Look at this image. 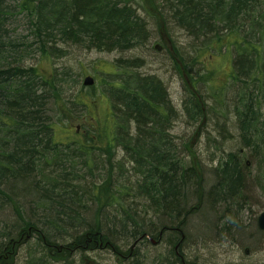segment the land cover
I'll return each mask as SVG.
<instances>
[{
  "label": "trees",
  "instance_id": "obj_1",
  "mask_svg": "<svg viewBox=\"0 0 264 264\" xmlns=\"http://www.w3.org/2000/svg\"><path fill=\"white\" fill-rule=\"evenodd\" d=\"M131 1L0 0V212L5 206L15 209L17 239L25 237L24 242L29 236V242L38 240L35 252L44 255L39 264L66 262L76 252L95 249L100 242L105 244L117 235L146 242L152 237L161 239L167 245L169 261L168 257L175 255L176 244L183 245L190 221L197 215L207 223L202 234H213L217 224L221 230L226 228V213L234 198L241 195L250 169L241 165L240 149L258 151L257 160L264 157L261 50L256 45H243L237 30L241 29V20L264 29L261 0H162L167 15L162 16L163 20L175 22L196 39L215 32L216 36L206 44L209 52L214 51V43L219 47L228 44L240 55L227 81L217 83L208 70L200 77L211 92H219V96L213 93L220 104H224L229 82L244 85L232 88L237 96L230 104L236 114L233 126L239 134L236 149L222 152L224 157L208 172L210 177L201 173L200 165L193 166L186 160L184 141L172 134L173 123L181 116L170 104L167 88L155 76L131 75L128 69L133 64L139 66L136 62H117L114 75L118 82L109 84L107 90L112 103L107 121H97L83 137H57L59 129L48 113V80L37 68L26 67L24 56L34 46L45 51L48 44L58 42L100 52H128L145 45L152 31ZM17 11L25 14L30 31L25 41L10 37V22ZM219 26L230 33L219 34ZM261 34L264 36V30ZM199 64L205 65L202 61ZM258 91L259 95L255 94ZM193 96L183 105L182 117L197 121L205 113ZM82 102L86 108L94 105ZM116 147L124 153L122 159L117 160L113 151ZM79 164L85 169L84 175L77 173L82 170H77ZM48 165L60 167V173L54 178L42 175L38 179L44 172L41 166ZM97 168L106 175L98 186L86 182ZM107 182L110 195L103 199L102 185ZM131 197L140 202L139 209L128 203ZM90 201L97 205L96 214L104 211L107 223L92 217ZM219 205L226 208L216 217L221 211ZM107 208H115L112 218L104 214ZM0 223V238L7 240L0 242L1 248L16 236L11 237L15 231L7 220ZM1 258L2 255L0 263ZM12 259L10 256L7 260Z\"/></svg>",
  "mask_w": 264,
  "mask_h": 264
},
{
  "label": "rangeland",
  "instance_id": "obj_2",
  "mask_svg": "<svg viewBox=\"0 0 264 264\" xmlns=\"http://www.w3.org/2000/svg\"><path fill=\"white\" fill-rule=\"evenodd\" d=\"M131 2L132 7L137 10V15L148 22L149 29L152 31V37L145 45L128 52H100L95 49H86L82 45L58 42L54 46L48 44L45 51L37 50L34 46V49L28 50V55L24 56L25 66L37 68L43 79L48 80V113L59 129L57 137L63 138L75 134L83 137L91 127L96 126L97 121H107L112 114V103L107 90L109 84L118 82L114 75L118 66L117 62L120 60L127 61L129 64L136 62L139 66L133 64L132 68L128 69L131 75L155 76L167 88L170 104L181 116L173 123L172 134L184 141L186 160L193 166L200 165L201 173L205 172L210 177L208 172L217 166L219 159L224 157L222 152L227 153L236 149L239 134L233 126L236 114L230 104L237 99V96L232 93V88L240 89L244 85L240 82L237 84L229 82L224 104H220L214 98L215 94L219 96V92L213 91L215 94L211 92L209 85L205 84L204 80L200 81V77L204 76L208 70L218 79L217 83L227 81L240 57L239 52H236L233 45L225 44L219 47L215 46V43L212 45L214 51L209 52L206 44L217 33L205 34L206 36L197 39L190 37L175 22L163 20L162 16L167 15L162 0H132ZM261 3L264 6V0H261ZM15 15L17 16L13 19V23L10 22L12 24L10 37L11 39L23 38L25 41L30 32L23 18L25 14L17 11ZM248 23L247 20L246 22L241 20L239 24L241 29L237 27L239 36L243 38L240 42L243 45L251 44L259 47L261 50L258 53L261 54L259 67L263 68L264 76V36L261 34L264 29L256 25L253 28L254 26ZM216 29L220 30L219 34L223 36L230 33L220 26ZM51 47H55L56 52L51 50ZM211 57H213L212 61ZM200 61L205 65L199 64ZM87 76L95 79L92 87L84 86V79ZM259 92L255 94L259 95ZM192 96L204 108V117L197 121L182 117L183 105L187 104ZM94 98L95 101H93ZM82 101H89V103L91 101L94 105L86 108ZM89 110L90 113H88ZM222 145L223 147L217 150V147ZM113 151L117 153V160L124 157L121 149L116 147ZM251 151L253 152L251 148L240 149L241 165L250 169L247 170L245 187L241 195L234 198L233 206L226 213V228L221 230L217 224V230L215 229L213 234L204 233V235L202 233L206 229L203 227L207 223L201 215H197L190 221L189 234L184 237L183 245L180 246V242L176 244L175 255L173 258L168 257L169 261L166 254L168 248L163 240H154L152 237L150 242H146L142 238L136 240L126 235H117L112 240L105 241V244L100 242L101 244L95 249H87L84 252L74 250L76 253L66 262L51 261V264H169L178 260L180 261L175 264H264V230L258 227V219L264 212V157L260 156L257 160L258 151L257 153H251ZM107 156L110 157L109 154ZM54 167L56 168L51 165L41 166L44 172L39 174L38 179H41L42 175H49L51 178L57 176L60 173V167ZM80 168L82 169L79 164L77 170ZM77 173L84 175L85 169ZM128 175L130 173L126 177ZM105 176L104 171L97 168L92 175L87 176L86 182L98 186ZM126 177L121 181H126ZM102 186V198L107 199L110 195L109 183ZM201 189L203 193V187ZM129 202L134 204V207L138 206V209L141 206L140 202L133 197ZM88 206L91 210L93 209V218H99L107 223V218L103 215L104 211L101 214L97 213V216L96 203L90 201ZM10 208L13 207L5 206L2 209L0 221L4 219L8 221L12 230L15 231L11 235L14 238L19 232L15 223L18 217L15 209L10 210ZM225 208L226 206L219 205L221 211L216 213V217H219ZM106 210L104 214L112 218L115 208ZM229 220L232 222L228 223ZM105 223L104 226H106ZM2 227L0 223V228ZM2 241L7 240L1 237L0 242ZM66 242L61 245L67 244ZM36 249H38V240H32L20 249V256L7 260L6 264L13 262L23 264L31 261L36 264L42 256L44 257L43 253L42 255L36 253Z\"/></svg>",
  "mask_w": 264,
  "mask_h": 264
},
{
  "label": "flooded vegetation",
  "instance_id": "obj_3",
  "mask_svg": "<svg viewBox=\"0 0 264 264\" xmlns=\"http://www.w3.org/2000/svg\"><path fill=\"white\" fill-rule=\"evenodd\" d=\"M24 238H22V241H20V239H17V236H16L14 238L15 240L11 239V241H9V243L7 245H5L4 249L0 253V255H2V258H1L2 262L0 264H6V262H8L7 259L10 258L11 255L13 257H15L17 255L20 256V249L22 247H24L25 245H27V243H29V241L32 239V237H31V239L29 237L23 242ZM48 254H49V247H48ZM12 264H14V262Z\"/></svg>",
  "mask_w": 264,
  "mask_h": 264
},
{
  "label": "water",
  "instance_id": "obj_4",
  "mask_svg": "<svg viewBox=\"0 0 264 264\" xmlns=\"http://www.w3.org/2000/svg\"><path fill=\"white\" fill-rule=\"evenodd\" d=\"M95 83L94 79L92 77H87L84 79V85L85 86H93ZM258 227L261 229V230H264V212L261 214V216L259 217L258 219Z\"/></svg>",
  "mask_w": 264,
  "mask_h": 264
},
{
  "label": "bare ground",
  "instance_id": "obj_5",
  "mask_svg": "<svg viewBox=\"0 0 264 264\" xmlns=\"http://www.w3.org/2000/svg\"><path fill=\"white\" fill-rule=\"evenodd\" d=\"M35 228L37 229V228H38V226H35ZM27 244H28V243H27ZM25 246H27V245H25ZM25 246H24V247H25ZM4 247H5V246H4V245H2V246H1V248H0V250H3V249H4ZM22 248H23V247H22Z\"/></svg>",
  "mask_w": 264,
  "mask_h": 264
}]
</instances>
